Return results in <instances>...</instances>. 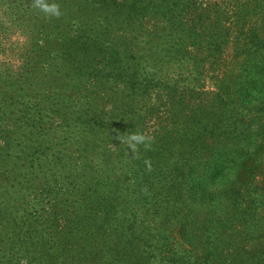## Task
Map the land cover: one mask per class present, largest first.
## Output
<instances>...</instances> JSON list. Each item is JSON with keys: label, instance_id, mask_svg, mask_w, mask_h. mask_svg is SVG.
Here are the masks:
<instances>
[{"label": "trees", "instance_id": "trees-1", "mask_svg": "<svg viewBox=\"0 0 264 264\" xmlns=\"http://www.w3.org/2000/svg\"><path fill=\"white\" fill-rule=\"evenodd\" d=\"M73 1L81 22L67 50L98 61L78 73L121 91L103 118L90 99L18 112H70L81 130L67 151L40 127L29 134L38 227L63 234L50 264H264V0ZM34 3L0 0L1 42L41 15ZM229 65L228 90L208 91L207 72ZM132 135L147 140L133 147ZM238 237L260 248L245 254Z\"/></svg>", "mask_w": 264, "mask_h": 264}, {"label": "rangeland", "instance_id": "rangeland-1", "mask_svg": "<svg viewBox=\"0 0 264 264\" xmlns=\"http://www.w3.org/2000/svg\"><path fill=\"white\" fill-rule=\"evenodd\" d=\"M49 2L60 6L63 13L60 17L42 12L32 19L30 25L28 23L12 26L9 37L0 41V105L6 112L0 114V264H50L53 262L50 257L58 258L64 253V246H58L63 234L56 232L57 237L53 238L51 229L41 231L38 227V223H44L47 218L39 217L34 211L36 209L32 202L33 196L29 194V185L35 181L27 174L29 152L26 147L29 149V134L40 131L37 127L41 129L39 135L60 151H67L69 138L74 140L81 136L80 128L68 116L70 112L67 115L63 111L57 115L51 113L50 117H47L40 109L34 117L35 122H32L31 118L22 120L21 113L18 112L29 109V106L36 103H39L40 107L63 104L67 106V111H70L90 99L96 112L103 113V118L109 111L110 104L119 99L118 92L121 91L117 86L105 83L94 70V76L89 77L87 69L97 66V59L91 65L89 61L83 64L84 60L78 58V50L72 52L73 56L67 50L64 40L69 35L68 30L76 28L81 22L78 18L82 12L76 9L77 2ZM31 12L32 9L27 11L28 17ZM85 68L86 72L80 76L79 69ZM220 70L207 72L208 91L226 92L228 86L236 80L235 74L230 79V65ZM236 76H239L238 72ZM223 77L224 79L219 81ZM79 154L78 152L71 155L76 157ZM94 165L97 166L96 162ZM209 202L207 199V203ZM46 208L51 210V203L47 204ZM261 213L260 216L264 218V209ZM74 223L76 229L72 236L75 240L77 236L84 240L86 235L81 234L83 225L79 220ZM87 229L92 230L90 227ZM233 232L234 228L229 227L223 235ZM231 242L233 240H230L228 245ZM92 243L93 246L98 244L94 240ZM236 243L239 246L244 243L245 254L255 245L248 237L245 240L244 237H238ZM102 245L103 242L101 248ZM259 248L258 243L254 249ZM75 251L79 255V252ZM72 255L78 259L76 253ZM223 260L224 264H231L227 258L224 257ZM237 263L247 264V261L244 259Z\"/></svg>", "mask_w": 264, "mask_h": 264}, {"label": "clouds", "instance_id": "clouds-1", "mask_svg": "<svg viewBox=\"0 0 264 264\" xmlns=\"http://www.w3.org/2000/svg\"><path fill=\"white\" fill-rule=\"evenodd\" d=\"M34 7L49 16L60 17L63 13L57 3H50L49 0H35ZM147 138L143 135H132L128 139V143L133 147L139 143H145Z\"/></svg>", "mask_w": 264, "mask_h": 264}]
</instances>
